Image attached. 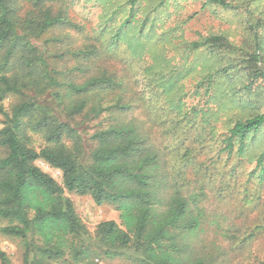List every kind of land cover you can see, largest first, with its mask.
<instances>
[{"label": "trees", "instance_id": "1", "mask_svg": "<svg viewBox=\"0 0 264 264\" xmlns=\"http://www.w3.org/2000/svg\"><path fill=\"white\" fill-rule=\"evenodd\" d=\"M19 1L0 0V235L23 247L22 264L113 260L123 264H224L226 249L237 253L261 240L264 216L253 227L244 228L227 217L210 216L205 203L206 187L217 177L221 179L220 196L237 194L244 202L251 196L252 184L264 183V150L243 182L238 171L241 159L258 141L264 113L232 122L221 137L218 155L223 157L204 158L203 153L218 144L211 139L209 122L199 131L187 113L158 106L159 100L167 101L157 82L147 84L154 93L148 100L142 94L147 91L134 92L127 78L118 80L106 70L75 83L71 73L88 68L59 70L48 61L53 55L31 41L58 25L74 24L63 12L53 13L51 6H45L53 0H28L31 9L22 20ZM256 1L207 0L206 5L220 10L244 11L252 36L251 42L239 48L223 36L187 45L189 51L205 47L209 55H216L214 51L236 53L241 60H232L204 77L201 83L206 81L207 87L215 76L227 75L240 64L253 79L264 80V39L259 34L264 16L259 14L254 20L255 9L250 8ZM130 18L114 30L107 25L98 28L100 37L112 33L106 47L133 33L136 28ZM141 31L142 26L137 36ZM70 54L86 59L97 56L98 48L90 44ZM115 91L114 103L105 106L104 99ZM46 93L52 106L39 99ZM8 98L14 102L5 109ZM140 102H149L153 111H166L159 117L169 137L166 143L154 140L146 121L132 115ZM105 113L106 123L99 122L91 136L93 147L85 150L73 121L76 117L98 121ZM35 138L40 139L38 146ZM37 161L57 170L61 183L43 172ZM65 191L88 196L97 206H111L120 223L104 221L89 233ZM0 264H10L1 250Z\"/></svg>", "mask_w": 264, "mask_h": 264}, {"label": "rangeland", "instance_id": "2", "mask_svg": "<svg viewBox=\"0 0 264 264\" xmlns=\"http://www.w3.org/2000/svg\"><path fill=\"white\" fill-rule=\"evenodd\" d=\"M19 2L21 9L17 10L18 16L25 20L26 12L31 8L28 0ZM206 2L207 0H53L44 3L45 6H51L53 13L63 12L74 27L58 25L31 41L53 55L48 61L54 63L59 70L67 72L75 68H88L83 73H71L69 77L75 83H82L88 77L106 70L118 80L127 78L134 92L147 91L142 94L145 100H148L154 93L147 84L151 82L154 85L157 82L161 85L163 98L167 101L166 103L159 100L158 106L168 105L187 113V119L199 131L209 122L213 133L211 139L218 144H214L211 151L207 149L203 156L210 157L209 160L217 156L222 158L223 154L218 155V151L222 148L220 141L226 134V128L236 120H246L264 113V80L253 79L248 69L240 64L238 69L233 67L227 75L215 76L209 87L206 81L201 83L208 74L227 66L232 60H236V63L241 60L236 53L224 54L222 51H214L216 55H209L210 50L205 47L189 51V43L202 42L210 36H223L234 47L239 48L252 41L251 33L247 30L248 17L244 11L220 10L206 5ZM250 8L255 9V12L252 11L254 20L259 14L264 16V0H257L250 4ZM113 13L118 14L110 21ZM128 16H131L130 21L136 29L129 36H125V41L110 48L106 47L112 33L100 37L98 28L107 25L114 30ZM141 26L142 31L137 36ZM262 27L259 34L264 39V25ZM90 44H95L98 48L97 56L83 59L70 54ZM115 93L116 91L111 92L104 99L105 106L114 103ZM48 94L40 96L39 99L42 103L52 106V103L49 104ZM13 102L14 98H8L3 103L4 108L8 109ZM150 108L149 102H140L134 105L132 115L137 120H145L147 127L152 130V138L164 144L169 137L163 133L161 127L165 123L159 117L165 115L166 111L156 112ZM106 116V113L101 115L98 121L90 119L91 117H76L73 121L76 130L84 139L85 150L90 151L93 147L91 136L100 127L99 122H102V125L106 123ZM1 120L0 117V122ZM187 131L188 129L185 130ZM257 136L256 144L241 159L242 166L238 171L242 182L243 176L255 167L257 156L264 150V127ZM206 139L210 142L209 137ZM35 140V146H38L40 139ZM36 165L57 183H61V175L57 170L42 161H37ZM220 180L217 177L206 187L207 213L210 216L217 215L220 219L227 217L235 226L253 227L259 218L264 216V183L252 184L249 187L251 196L244 202L237 194L220 196ZM65 196L73 203L77 216L91 234L101 222L120 223L118 213L109 205L97 206L90 197L67 191ZM211 237L209 233L208 240ZM22 249L16 241L0 235V250L7 255L10 264H22ZM223 257L226 259L224 264H264V236L253 246L240 249L237 253L226 249ZM101 264L123 263L113 260Z\"/></svg>", "mask_w": 264, "mask_h": 264}]
</instances>
